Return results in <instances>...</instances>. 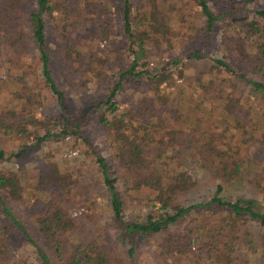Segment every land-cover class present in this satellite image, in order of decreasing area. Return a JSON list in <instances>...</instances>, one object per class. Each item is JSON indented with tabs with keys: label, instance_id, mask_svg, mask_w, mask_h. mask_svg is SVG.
I'll list each match as a JSON object with an SVG mask.
<instances>
[{
	"label": "trees",
	"instance_id": "1",
	"mask_svg": "<svg viewBox=\"0 0 264 264\" xmlns=\"http://www.w3.org/2000/svg\"><path fill=\"white\" fill-rule=\"evenodd\" d=\"M78 1L35 0L36 6L28 10L27 35L21 33L20 37L25 39L30 36L28 43L38 53L43 83L56 99L61 114L52 124L55 127L52 133L33 137L28 126L41 125V121L34 116L24 117L16 110H1L0 135L14 137L20 141V145L9 156L4 149H0V162L11 159L19 161L31 148L46 145L51 139L78 137L81 126L92 114L98 112V122L112 137L115 152L111 157L112 163L107 157L92 152L96 162L97 184L108 196L111 216L121 237L131 245L130 256L134 253L138 238L158 236L162 240L160 245L168 253L181 256L188 255L193 243L198 240L211 247L210 254L229 260L233 254L243 255L242 250L257 253L259 244L256 242V233L250 227L255 226L260 230L259 242L264 246V208H260L251 198L228 200L223 197L226 188L238 183L243 175V163L237 152L225 147L234 138L227 120L235 121L239 131L246 128L238 114L241 112L239 98L220 104L225 127L221 134H204L199 148L192 145L191 138L188 143L179 132L156 126L153 123L156 104L162 103L165 97L161 86L171 78L164 71L144 69L139 65L146 56V39L154 26L152 23L140 25L134 22V4L131 0H119L122 8H116L122 22V40L118 37V24L108 16L99 19L93 29L97 40L110 41L115 45L113 50L105 52L97 46L96 51L86 52L82 50L80 35L73 41L63 36L64 57L70 73L81 80L88 74L83 83L97 85L100 91L106 86V93H97L91 97L80 115V121L72 125L71 115L65 110L66 92L56 82L51 66L52 52L48 47L47 23L58 22L64 29L75 30L78 25L77 21H72V17H78ZM166 1L159 0V6ZM240 1L242 8L237 9L245 12L250 11V6L260 7L247 15L225 21L221 7H233ZM184 7L204 21L206 36H218L224 49L220 58L213 59L215 65L210 69L211 72H226L231 79L250 84L255 93L264 94V0H185ZM1 25H6V22ZM124 41L129 43L128 47ZM121 54L128 59L121 57ZM186 57L204 59L201 50L197 49ZM124 60L125 66L122 64ZM70 61L77 66L70 65ZM113 61L118 68L113 67ZM172 64L175 68L181 65V61L175 60ZM249 72L261 75L263 80L247 79ZM111 78H115L114 82H111ZM215 78L209 81L210 88L216 86ZM21 82L24 86L25 80L21 79ZM128 82L153 92V96L147 92L139 93L137 98L129 102L130 106L125 105L124 92L133 91L132 88H126ZM197 86L207 89L206 85ZM218 90L221 93L224 91ZM189 98L195 101L194 95ZM253 117L258 120L256 126L251 124ZM246 121L249 122L248 127H253L258 134L264 128V112H252ZM48 125L51 123L47 122L42 127ZM56 129L60 131L55 132ZM31 137L35 143L30 145ZM187 164L194 166L184 169ZM73 174L60 173L54 164L47 174L38 177L33 191L34 199L27 203L18 174L13 171L1 173L0 209L4 218L29 239L26 223L18 218L11 205L24 207L25 215L34 223L37 234L52 249L54 262L46 252L38 248L42 264H132L120 252L117 253L113 247L115 244L105 237L81 238L80 226L72 218L70 209L72 203H81L71 200V197L77 195V192L72 191L73 187L80 184L79 179L72 177ZM202 177L210 179L213 184L212 199L207 203L186 204L182 196L197 187ZM120 184L124 185L123 191ZM145 190H151L154 196L149 197ZM132 205L142 206L146 211L138 219H130L127 211ZM3 233L5 236L0 237V254L5 256L8 253L7 240L10 238L7 235L11 231L5 226ZM71 236L77 240L73 241ZM3 261H8V258H3Z\"/></svg>",
	"mask_w": 264,
	"mask_h": 264
},
{
	"label": "rangeland",
	"instance_id": "2",
	"mask_svg": "<svg viewBox=\"0 0 264 264\" xmlns=\"http://www.w3.org/2000/svg\"><path fill=\"white\" fill-rule=\"evenodd\" d=\"M131 1L134 4V22L140 25L152 23L154 26L149 38L146 39V56L139 65L145 67L144 69L164 71L171 78L168 79V83L161 86L165 97L160 104L156 100L153 123L160 129L179 132L181 138L185 137L188 143L191 138L192 145L199 148L204 134L207 132L221 134L225 127L220 104L239 98L241 112L238 114L246 128L239 131L236 129L235 121L227 120L230 133L234 138L232 143H227L225 147L237 152L243 163V175L238 183L226 188L223 197L228 200L251 198L259 204L260 208H264V128L258 135L253 127H248L249 122L246 121L250 113L264 112V94L255 93L250 84L239 83L236 79H231L226 72L219 73L217 70L211 72L210 69L215 65L213 59L220 58L224 49L218 36H206L204 21L195 16L190 9H186L187 7L183 8L185 0H167L162 6H159V0ZM237 4L233 7L228 5L221 7L225 21L236 16L247 15L260 7L250 6V11L245 12L237 9L242 8L241 1ZM32 6L33 8L36 6L35 0H0V111L16 110L24 117L34 116L41 121V125L28 126L34 137L52 133L55 128L52 124L56 122L55 118L61 112L56 99L43 83L38 53L28 43L30 36L25 39L20 37L21 33L27 35L25 30L27 15ZM117 7L122 8L119 0H79L78 17L77 15L72 17V21H77L78 25L75 30L64 29L58 22L47 23L53 74L58 85L66 92L65 110L71 115L74 126L80 121V115L86 109L89 99L97 93H106V86L100 91L97 85L83 83V80L88 78V74L81 80L70 73L64 57L63 36L66 35L73 41L80 35L81 43H83L82 50L86 52L96 51L97 46L105 52L113 50L115 45L113 46L110 41L97 40L93 29L99 19L108 16L118 24L120 30L118 37L122 40V22L117 15ZM174 8L175 11H173ZM215 12L218 13V10ZM227 14L232 15L226 16ZM3 22H6V25L2 26ZM124 45L128 47L129 43L124 41ZM196 49L201 50L203 60L186 57ZM121 57L128 59L123 54ZM175 60H180L181 65L173 68L172 62ZM183 63L186 65L183 66ZM69 64L77 66L73 61ZM112 64L114 68H118L115 61ZM122 64L125 66L126 60L122 61ZM213 78H215L216 86L210 88L209 81ZM21 79L25 80L24 86ZM114 79L111 78V82H114ZM247 79L263 80L261 75L253 72L247 74ZM197 84L209 86L204 89ZM126 88L133 89V91L124 92L123 103L127 106H130L129 102L137 98L139 93L147 92L150 96L154 94L144 88H137L133 82H128ZM217 88L224 91L221 93ZM191 95H194L195 101L190 100ZM98 115L99 113L96 112L89 117L88 121L81 126L78 137L51 139L46 145L31 148L19 161L11 159L0 162V174L12 171L17 173L21 189L27 196L26 202L30 203L34 199L33 191L36 189L35 183L38 177L41 174H47L54 164L57 165L60 173L74 172L72 177L79 179L80 184L73 187L72 191L77 192V195L71 197V200H78L81 203H72L70 209L72 218L80 226L81 238L105 237L110 243L115 244L113 247L116 252H120L132 264H264V246L260 245L258 237L260 230L255 226L250 227V230L256 233V242L259 244L257 253L242 250L243 255L233 254L230 260L210 254L211 247L201 240L193 243L191 252L186 256L170 254L160 245L162 242L160 236L138 238L134 253L130 256L131 245L121 237L111 216L108 196L103 189L98 188L99 184H97L96 162L92 152L96 151L99 155L107 157L111 163V157L115 152L112 137L98 122ZM47 122L51 125L42 127ZM251 124L255 126L258 124L256 117L252 118ZM59 131L56 129L55 132ZM33 143H35L34 139L28 144ZM114 144L117 145V142L115 141ZM19 145L20 141L16 138L0 135V149H4L8 156L16 151ZM193 166L187 164L184 169ZM82 174H84L83 177ZM120 189L123 191L124 185L120 184ZM147 193L149 197L154 196L151 190ZM213 195L212 182L202 177L197 187L182 196V201L186 204L207 203ZM11 208L16 211L18 218L26 223L30 238L28 239L13 224H10L0 209V237L5 236L3 233L5 226L11 231V234L7 235V238L10 237L7 240L8 253L5 256L0 254L2 259L0 264H42L38 248L46 252L54 262L51 246L39 237L34 223L26 217L24 207L13 204ZM145 211L146 209L142 206L132 205L127 215L130 219H138ZM72 240L76 241L77 238L72 237ZM182 242L185 243V241ZM3 258H8V261L4 262Z\"/></svg>",
	"mask_w": 264,
	"mask_h": 264
}]
</instances>
